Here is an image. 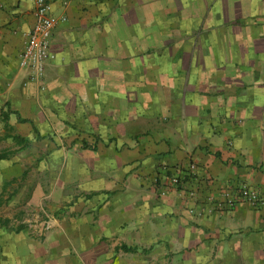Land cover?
<instances>
[{"label": "crops", "instance_id": "1", "mask_svg": "<svg viewBox=\"0 0 264 264\" xmlns=\"http://www.w3.org/2000/svg\"><path fill=\"white\" fill-rule=\"evenodd\" d=\"M45 3L35 81V0H0V264H264V206L210 203L264 192V0Z\"/></svg>", "mask_w": 264, "mask_h": 264}, {"label": "built area", "instance_id": "2", "mask_svg": "<svg viewBox=\"0 0 264 264\" xmlns=\"http://www.w3.org/2000/svg\"><path fill=\"white\" fill-rule=\"evenodd\" d=\"M33 17L34 23L25 37L23 48L18 56V67L29 71L32 80L41 81L47 63L53 59L50 45L57 21L48 16L45 0H35ZM195 170L196 166L190 163L186 167L175 169L171 175L163 171L157 183L158 195L163 197L168 192L175 191L185 193L188 199L195 198L196 193L186 190L188 179ZM210 203L215 211L222 213L231 211L238 203L257 208L264 206V192L250 185L240 184L236 188H224L217 197L210 198Z\"/></svg>", "mask_w": 264, "mask_h": 264}, {"label": "trees", "instance_id": "3", "mask_svg": "<svg viewBox=\"0 0 264 264\" xmlns=\"http://www.w3.org/2000/svg\"><path fill=\"white\" fill-rule=\"evenodd\" d=\"M0 158H1V156H0Z\"/></svg>", "mask_w": 264, "mask_h": 264}]
</instances>
